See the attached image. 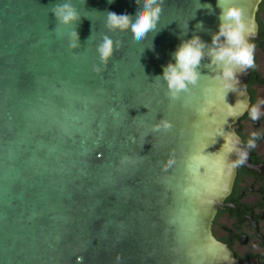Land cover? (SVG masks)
<instances>
[{"label":"water","instance_id":"obj_1","mask_svg":"<svg viewBox=\"0 0 264 264\" xmlns=\"http://www.w3.org/2000/svg\"><path fill=\"white\" fill-rule=\"evenodd\" d=\"M63 2L0 0V264H238L210 223L234 183L248 70L227 94L205 58L175 100L156 79L183 40L211 43L218 0H164L144 42L106 27L137 0H71L76 49L54 31ZM260 2L219 0L244 10L249 43ZM104 35L121 47L97 73Z\"/></svg>","mask_w":264,"mask_h":264},{"label":"clouds","instance_id":"obj_2","mask_svg":"<svg viewBox=\"0 0 264 264\" xmlns=\"http://www.w3.org/2000/svg\"><path fill=\"white\" fill-rule=\"evenodd\" d=\"M139 5L135 16L130 14H117L107 12L106 27L109 31H130L132 38L136 42L149 41L159 30V21L163 11L164 0H137ZM219 14L218 31L212 34L211 43H206L199 35H193L191 39L183 40L174 53L175 63L169 62L163 68L162 79L167 85V95L172 99H178L182 93H189L191 87L198 84L201 72L198 71L202 60L208 58L210 63L220 68V79L225 87L226 93L232 92V83L238 82V76L244 74L249 68L255 65V46L246 39V24L244 21V10L236 5L223 7L218 0ZM54 15L57 26L54 31L58 32L60 26L69 28L68 47L76 49L79 45V34L76 27L81 15L72 4L71 0L63 3L53 4L50 8ZM202 28V22L198 23ZM115 50L121 47V41H113L108 35H104L97 44L96 51L99 55L100 65L94 66V71H103L113 56ZM150 47L152 44L150 42ZM191 86V87H190ZM227 96V95H226ZM264 103V102H261ZM260 104L253 105L249 110L252 120L260 118ZM172 124L167 120H161L154 126V130L168 131ZM258 134L253 132L247 142L249 149L255 148V140ZM247 151L238 150V159L233 163V167L243 165L247 161ZM171 163V161L169 162ZM119 259V258H118Z\"/></svg>","mask_w":264,"mask_h":264},{"label":"flooded vegetation","instance_id":"obj_3","mask_svg":"<svg viewBox=\"0 0 264 264\" xmlns=\"http://www.w3.org/2000/svg\"><path fill=\"white\" fill-rule=\"evenodd\" d=\"M255 19L257 32L250 41L255 46V65L245 78L249 104L232 125L238 150L247 151V161L236 166L232 189L210 223L212 235L229 248L238 264H264V0ZM256 104H260L261 114L254 121L249 110ZM253 132L258 134L256 147L249 149L247 142Z\"/></svg>","mask_w":264,"mask_h":264}]
</instances>
